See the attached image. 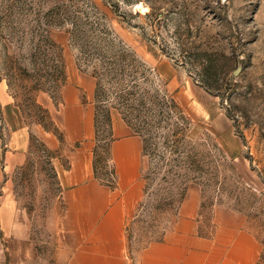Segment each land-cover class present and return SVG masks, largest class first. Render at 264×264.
<instances>
[{
  "label": "rangeland",
  "instance_id": "rangeland-1",
  "mask_svg": "<svg viewBox=\"0 0 264 264\" xmlns=\"http://www.w3.org/2000/svg\"><path fill=\"white\" fill-rule=\"evenodd\" d=\"M54 2L21 0L8 9L11 17L0 18V207L15 202L28 214L30 243L36 253L48 264H65L56 258L62 246L65 204L52 166L39 148L47 132L44 125L52 128L54 122L50 112L43 114L39 106L45 109L43 105L49 101L58 107L61 101L62 88L51 80L55 68L52 61L44 60L43 25L40 27L38 21V12ZM4 3L11 2L0 0V7ZM114 3L117 1L111 0ZM119 4L118 13L124 16L110 14L103 22L113 25L118 36L154 69L156 82L165 85L196 119L199 127L194 134L212 131L226 155L234 159V174L222 170L218 184L203 191L200 232L210 231L216 207L240 212L264 255V0H138L132 5ZM151 7L154 14L147 17ZM51 38L61 49L67 77L72 68L83 73L68 33L54 28ZM206 53L215 58L224 55L218 62L222 69L219 85L233 93L231 102L208 93L191 76L197 75L201 67L198 61ZM83 68L89 71L85 65ZM18 127L29 134L30 148L25 156L16 158L21 164L10 167L13 159L9 151L23 144L22 137L18 143L13 140L12 130ZM99 130L97 171L100 178L109 181L103 140L110 135L102 122ZM51 151L67 163L61 149ZM128 222V250L135 259L147 240L157 235L148 236L145 231L152 222L146 213ZM165 225L172 227L169 222Z\"/></svg>",
  "mask_w": 264,
  "mask_h": 264
},
{
  "label": "crops",
  "instance_id": "crops-1",
  "mask_svg": "<svg viewBox=\"0 0 264 264\" xmlns=\"http://www.w3.org/2000/svg\"><path fill=\"white\" fill-rule=\"evenodd\" d=\"M95 90L93 77L72 68L61 89L59 106L49 101L43 105L65 142L60 143L49 132H45L43 141L51 150L61 149L69 164L66 168L59 156L52 160L65 204L62 246L56 258L65 264H258L262 247L246 228L242 213L216 207L210 231L200 232L203 191L195 183L189 185L177 220L162 240L150 243L135 259L130 256L126 229L144 189L142 139L119 112L113 111L116 185L112 188L95 178ZM12 131L13 140L18 143L22 137L23 144L9 151L13 159L10 167L21 164L16 158L25 156L30 148L24 128ZM61 144L68 148H61ZM0 228V264H48L30 243L28 214L15 202L0 207Z\"/></svg>",
  "mask_w": 264,
  "mask_h": 264
},
{
  "label": "trees",
  "instance_id": "trees-1",
  "mask_svg": "<svg viewBox=\"0 0 264 264\" xmlns=\"http://www.w3.org/2000/svg\"><path fill=\"white\" fill-rule=\"evenodd\" d=\"M6 1L11 3H4L0 7V18L11 17L12 13H7L8 9L15 7L21 0ZM116 1L113 5L111 0H55L46 11L41 9L38 12V21L41 23L40 27L43 25L40 36L44 42V60L49 63L52 61V67L55 68L51 74L55 87L61 89L66 84L67 72L61 49L51 38L54 28H63L68 33L69 43L77 53L79 69L83 73H90L96 80L95 127L98 144L94 148L95 178L112 188L116 185L117 172L112 155V145L116 140L113 132V110H117L126 124L142 139L143 197L137 203L131 218L136 219L143 213L148 214L152 222L145 231L148 236L157 235L147 240L142 248L144 249L150 243L162 240L170 229L165 222L174 225L189 185L195 183L205 192L208 185L218 184L222 170L234 174V159L226 155L212 131L205 129L199 136L194 134L195 129L199 127L196 119L165 85L156 82L154 69L118 36L113 25L103 22L110 14L124 16L122 12L118 13L119 3L132 5L138 0ZM153 14L154 9L151 7L146 16ZM136 15L140 16L139 13ZM223 58L222 54L221 57L215 58L213 54L206 53L198 61L201 67L197 75L191 76L208 93L219 97L223 102H231L233 93L219 85L222 69L218 62ZM84 65L89 71L83 68ZM39 109L48 115L46 109L40 106ZM227 116L231 119L230 113ZM51 122L52 128L44 125V129L63 142L62 131ZM100 122L108 129L110 135L108 139L103 140L106 142L103 147L106 153L104 159L110 168L109 181L100 178L97 171L101 142ZM39 148L58 180L52 164L57 155L42 141ZM64 166L68 168V162L64 163ZM58 184L62 190L59 180ZM129 227L128 222L127 232ZM0 235L3 236L1 228ZM263 260L262 253L258 264Z\"/></svg>",
  "mask_w": 264,
  "mask_h": 264
}]
</instances>
